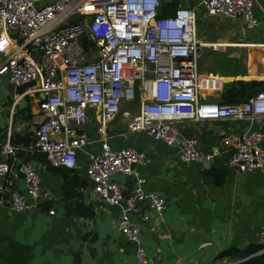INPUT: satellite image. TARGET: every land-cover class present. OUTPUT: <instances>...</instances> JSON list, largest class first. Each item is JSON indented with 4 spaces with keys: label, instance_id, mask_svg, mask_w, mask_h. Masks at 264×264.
Here are the masks:
<instances>
[{
    "label": "built area",
    "instance_id": "built-area-1",
    "mask_svg": "<svg viewBox=\"0 0 264 264\" xmlns=\"http://www.w3.org/2000/svg\"><path fill=\"white\" fill-rule=\"evenodd\" d=\"M161 4L160 0H0V76L8 72L16 87L33 82L21 96L37 97L40 116L27 145L12 143L10 134L0 142V176L10 184V178L19 175L34 206L39 201L52 203L53 192L41 186L27 159L39 154L49 167L76 171L78 152L97 142L99 152L88 156L87 189L107 206L124 203L116 227L135 245L137 264H148V259L130 215L142 209L141 218L148 221L152 212L161 215L167 205L159 194L144 190L146 179L136 171V166L149 163L147 155L113 148L109 142L110 125L122 109L135 105L138 94L127 132L176 146L178 159L185 164L205 162L210 155L197 148L194 138L181 135V123L230 119L251 124L264 119V91L237 104L204 101L199 64L206 45L197 38L195 12L182 6L158 18ZM199 4L205 12L241 19L244 34L258 26L255 0H199ZM19 99L13 97V108ZM90 115L95 139L78 133ZM250 128L222 141L228 166L244 173L264 169V132ZM116 174L133 177L128 194L112 179ZM5 197L14 212L29 208L16 191ZM259 237L264 245V224Z\"/></svg>",
    "mask_w": 264,
    "mask_h": 264
},
{
    "label": "crops",
    "instance_id": "crops-1",
    "mask_svg": "<svg viewBox=\"0 0 264 264\" xmlns=\"http://www.w3.org/2000/svg\"><path fill=\"white\" fill-rule=\"evenodd\" d=\"M171 1L177 2V8L195 12L197 38L206 45L199 64L204 101L221 104L223 92L237 81L244 83V97L249 94V81H260L264 87V0H255L258 26L248 34L243 33L241 19L205 12L199 0H160L162 4ZM211 44L219 46L212 49ZM21 98L26 104L13 108V98L0 86V142L8 134L13 141L22 139L17 145H27L32 139L40 121L37 97ZM136 110L137 105L123 108L108 132L113 148H131L147 155L149 163L136 166V171L146 179L144 190L166 201V210L161 215L152 212L148 221L142 220V209L130 215L140 230L148 264H235L237 260L216 257L230 247L262 242L264 169L244 173L231 168L222 141L248 127L264 132V119L251 124L230 119L181 123V135L194 138L197 148L210 155L205 162L185 164L179 161L176 146L127 132V123ZM78 133L95 139L91 115ZM98 152L97 142L78 152L74 173L80 179L86 181L88 156ZM27 161L41 186L53 192L54 200L39 201L34 206L19 175L12 176L10 184L6 178L0 181V264H137L135 245L117 231L122 205L107 206L92 190L84 188L78 194L91 216H83L72 209L76 197L64 199L63 179L42 155L35 154ZM112 179L125 195L134 183L133 177L122 174ZM11 190L24 195L29 208L14 212L5 197ZM50 210L53 215L48 214Z\"/></svg>",
    "mask_w": 264,
    "mask_h": 264
},
{
    "label": "trees",
    "instance_id": "trees-1",
    "mask_svg": "<svg viewBox=\"0 0 264 264\" xmlns=\"http://www.w3.org/2000/svg\"><path fill=\"white\" fill-rule=\"evenodd\" d=\"M177 9V2L171 1L168 3L161 4L158 10V18H163L170 16ZM249 87V94L244 97L243 86L244 83L237 81L233 83L230 88H227L223 92L221 104H237L245 101L246 99L254 96L260 91H264L263 83L260 81H249L247 84ZM139 102L138 94L135 97V105ZM22 140V139H21ZM21 140L17 139L12 143H20ZM44 159V156H42ZM56 173L60 174L63 179L62 194L65 200H71L72 197H76V202L73 203L72 209L83 216H91V212L83 206L80 200V194H78L81 189L87 188L86 181L80 179L74 171L65 170L62 168H54ZM264 245L261 243L250 244L244 248L230 247L222 252H220L216 259L230 258L237 260L235 264H264V253L259 254L263 249Z\"/></svg>",
    "mask_w": 264,
    "mask_h": 264
},
{
    "label": "water",
    "instance_id": "water-1",
    "mask_svg": "<svg viewBox=\"0 0 264 264\" xmlns=\"http://www.w3.org/2000/svg\"><path fill=\"white\" fill-rule=\"evenodd\" d=\"M74 21L77 20L76 17H73L72 18ZM34 83H29V84H25L23 86H14L13 84H11L8 80V72L3 75V76H0V86L2 87V89L6 92V94L10 97H14V96H21L22 94H24V92L30 88L31 86H33ZM23 104H26V100L24 98H21L20 100H18L17 102V105H18V108L20 109L22 107ZM5 179V176H0V181L3 182ZM122 206L123 208L125 207L124 206V203H122Z\"/></svg>",
    "mask_w": 264,
    "mask_h": 264
}]
</instances>
